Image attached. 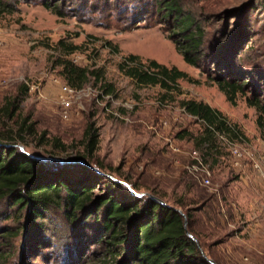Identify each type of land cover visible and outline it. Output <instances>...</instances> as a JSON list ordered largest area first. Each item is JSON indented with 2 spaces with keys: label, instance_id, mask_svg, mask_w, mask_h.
<instances>
[{
  "label": "rangeland",
  "instance_id": "rangeland-1",
  "mask_svg": "<svg viewBox=\"0 0 264 264\" xmlns=\"http://www.w3.org/2000/svg\"><path fill=\"white\" fill-rule=\"evenodd\" d=\"M0 1L6 7L0 6V106L4 98L14 97L21 85L26 86L19 114L34 124L37 134L45 133L41 143L26 140L22 151L44 163L72 160L81 150L84 127L91 122L98 130L93 169L100 165L106 176L121 182L134 196L153 194L164 205L182 204L177 210L192 215L193 230L186 221L187 231L216 264H264V116L240 96L234 105L229 104L205 75L185 64L175 49L172 35L176 30L170 22L150 15L125 29V15L116 18L114 11L101 10L91 14L83 7H101L104 0H71L72 4L67 0L63 18L37 0ZM179 4L182 15L203 27L207 43L226 34L233 36L240 26L249 28L251 38L240 54V64L250 67L249 80L263 82L264 89V0H179ZM68 6L73 11H67ZM58 41L80 46L67 59L78 67L101 68L115 95H99L91 81L80 90L68 87L54 66L60 54ZM105 41L115 45L118 53L105 49ZM128 54L175 67L199 85L180 81L181 94L174 102H160L158 87L135 88L117 71L120 58ZM59 86L74 92L65 114L58 99ZM180 99L207 104L240 132L236 138L216 136L218 151L215 163L208 160L207 188L187 171L190 160L186 155L194 150L192 143L176 137L179 132L196 134L199 130L178 106ZM52 139L65 150L49 145ZM170 146L179 153H172ZM232 150L238 155L231 154ZM11 206L0 201V264L107 261L108 248L99 242L100 235L93 237L92 224L62 226V220L54 216L45 221L46 232L38 231L29 225L25 211Z\"/></svg>",
  "mask_w": 264,
  "mask_h": 264
},
{
  "label": "trees",
  "instance_id": "trees-1",
  "mask_svg": "<svg viewBox=\"0 0 264 264\" xmlns=\"http://www.w3.org/2000/svg\"><path fill=\"white\" fill-rule=\"evenodd\" d=\"M66 1L37 0L59 18L67 15L63 11ZM68 1L72 4L71 0ZM77 1L80 3L82 0ZM104 2L105 5L101 7H87L85 4L83 7L90 9L91 14L101 10L114 11L116 18L125 15V29L135 27L136 20L141 17L158 15L166 19L176 30L172 35L176 37L173 43L185 64L205 75L229 104L234 105L237 96H240L248 107L264 116L263 82L257 81L256 84L249 80L252 76L250 67L240 64L239 59L251 38L249 28L240 26L233 36L226 34L216 42L209 40L207 43L203 27L190 16L182 15L179 0ZM0 6L6 8L1 1ZM67 11L73 10L68 6ZM56 45L60 54L54 66L59 69V75L68 87L80 90L91 81L99 95H115L113 85L105 80L101 68L78 67L67 59L80 46L62 41ZM103 45L111 53H118L111 42L105 41ZM116 68L135 88L158 87L162 92L160 102H174V98L181 94L180 81L199 85L197 79L175 67H166L151 59L142 60L133 54L121 57ZM18 90L14 97L4 98L0 106V201L12 204L11 207L18 211H25L29 225L38 231L46 232L48 228L44 227V223L54 216L62 220V226L73 224L77 228L92 224L93 237L100 235L99 242L108 248L106 264H207L194 243L184 234L183 217L177 213V208L182 204L160 205L149 196H134L121 182L106 176L100 165L95 164V169L92 168L91 161L94 160L98 141V130L93 123H87L84 127L81 150L72 160L44 163L24 149L21 151L18 143L23 148L26 140L41 143L45 133L37 134L34 124L19 114L20 98L26 95L27 88L21 85ZM177 104L194 119L199 130L196 134L179 132L176 137L190 141L204 162L210 160L215 163L218 151L215 147L216 136L236 138L240 133L237 126L200 101L180 99ZM119 111L124 113L122 109ZM257 119L258 124L262 125L260 118ZM6 123L12 125L7 126ZM48 144L65 150L57 139H52ZM131 189L135 193L136 187ZM95 190L98 193L95 194ZM181 213L188 221L189 229L193 230L192 215L186 211ZM64 259L68 261V256H64Z\"/></svg>",
  "mask_w": 264,
  "mask_h": 264
},
{
  "label": "built area",
  "instance_id": "built-area-1",
  "mask_svg": "<svg viewBox=\"0 0 264 264\" xmlns=\"http://www.w3.org/2000/svg\"><path fill=\"white\" fill-rule=\"evenodd\" d=\"M59 94L58 99L60 101V104L62 106L63 114H65V110L69 108L70 105V98H72V95L74 92H72L71 89H68L66 87L59 86ZM170 150L172 153H179V150L173 146H170ZM231 154L234 156L238 155V153L235 150H232ZM187 158L190 160L187 171L193 176V179L201 186L207 188L210 185V166L208 162H204L202 158L200 157L198 151L196 150H190L187 153ZM234 165H237V163H234Z\"/></svg>",
  "mask_w": 264,
  "mask_h": 264
},
{
  "label": "water",
  "instance_id": "water-1",
  "mask_svg": "<svg viewBox=\"0 0 264 264\" xmlns=\"http://www.w3.org/2000/svg\"><path fill=\"white\" fill-rule=\"evenodd\" d=\"M19 149L22 151V147H21V146H19ZM135 196L138 197V195H136V194H135ZM150 198H151L152 200H154L156 203H158V204H160V205H164L163 202L160 201L159 199H157V198H155V197H153V196H150ZM177 213H179V214L183 217V228H184V234H185V236H186L188 239H190V240L194 243V245L197 247V250H198L199 254L201 255L202 259H203L207 264H216V263L214 262V260H213L212 258H210V257L208 256V254H206V253L203 251V249H201L200 245L198 244L197 239L194 238L193 235L190 234V233L187 231V229H186V220H185L184 215H183L180 211H178V210H177Z\"/></svg>",
  "mask_w": 264,
  "mask_h": 264
}]
</instances>
